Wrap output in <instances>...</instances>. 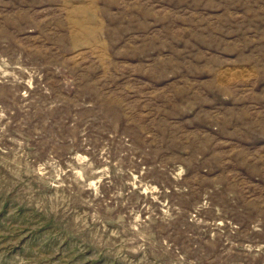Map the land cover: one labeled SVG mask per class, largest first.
Here are the masks:
<instances>
[{"label": "rangeland", "instance_id": "rangeland-1", "mask_svg": "<svg viewBox=\"0 0 264 264\" xmlns=\"http://www.w3.org/2000/svg\"><path fill=\"white\" fill-rule=\"evenodd\" d=\"M0 264H264V0H0Z\"/></svg>", "mask_w": 264, "mask_h": 264}]
</instances>
